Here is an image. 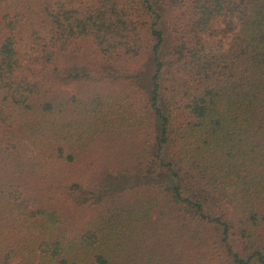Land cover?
I'll use <instances>...</instances> for the list:
<instances>
[{"label": "trees", "instance_id": "obj_1", "mask_svg": "<svg viewBox=\"0 0 264 264\" xmlns=\"http://www.w3.org/2000/svg\"><path fill=\"white\" fill-rule=\"evenodd\" d=\"M0 264H264V0H0Z\"/></svg>", "mask_w": 264, "mask_h": 264}, {"label": "rangeland", "instance_id": "obj_2", "mask_svg": "<svg viewBox=\"0 0 264 264\" xmlns=\"http://www.w3.org/2000/svg\"><path fill=\"white\" fill-rule=\"evenodd\" d=\"M99 172H101L100 171V169H98V170H96L95 172H93L92 174H90L89 175V177H88V180L89 181H91L93 178H98L99 177ZM117 174L116 173H112V175H109V174H106L105 176H104V181H102L101 182V184L102 185H105L106 184V186L108 185H110L111 183H114V181L116 180V178H117ZM86 182L88 181L87 179H84ZM135 180V178H133L132 177V182ZM123 182V181H122Z\"/></svg>", "mask_w": 264, "mask_h": 264}]
</instances>
